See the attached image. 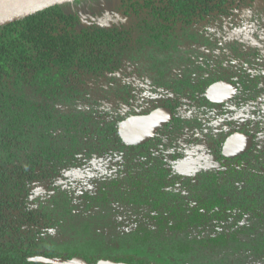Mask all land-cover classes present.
<instances>
[{"label": "trees", "instance_id": "trees-1", "mask_svg": "<svg viewBox=\"0 0 264 264\" xmlns=\"http://www.w3.org/2000/svg\"><path fill=\"white\" fill-rule=\"evenodd\" d=\"M74 2L0 27V264H264V0H116L136 20L128 29L84 25L64 10ZM127 58L149 67L137 75H155L174 113L141 147L117 135L119 121L151 109L139 81L123 84ZM217 80L237 86L230 103L205 100ZM215 118L257 132L253 148L223 158ZM193 126L211 149L187 176L178 142Z\"/></svg>", "mask_w": 264, "mask_h": 264}, {"label": "water", "instance_id": "water-1", "mask_svg": "<svg viewBox=\"0 0 264 264\" xmlns=\"http://www.w3.org/2000/svg\"><path fill=\"white\" fill-rule=\"evenodd\" d=\"M77 0H0V27L33 15L44 9L74 2ZM237 88L227 81L212 83L204 92L207 101L213 104H224L237 95ZM173 116L169 109L158 108L147 115H134L118 124V136L126 147H138L150 141L158 131L169 124ZM241 141L237 147L236 142ZM253 139L244 133H236L228 137L222 146L221 156L233 159L242 156L252 147ZM231 148V149H230ZM29 262L38 264H88L81 257L72 259L45 258L36 256L28 258ZM96 264H126L116 263L111 260H100Z\"/></svg>", "mask_w": 264, "mask_h": 264}, {"label": "flooded vegetation", "instance_id": "flooded-vegetation-1", "mask_svg": "<svg viewBox=\"0 0 264 264\" xmlns=\"http://www.w3.org/2000/svg\"><path fill=\"white\" fill-rule=\"evenodd\" d=\"M147 49H144V51H143V53H144V55H146L147 54ZM157 51L159 52V49L157 48ZM129 52V54H128V56L129 57H132L133 55L135 56L136 54L134 53L135 52V49L133 50V49H131V51H128ZM165 52V54L166 55H169V54H171L172 55V57H174L175 55L177 56L178 55V52L177 51H173V50H165L164 51ZM131 54H133L132 56H131ZM174 58H176V57H174ZM263 61H259L258 63H256V66H257V68H259V66L261 65V63H262ZM128 64V65H126L125 67H123V70L126 72L125 74L123 73V72H121V75L122 74H124V75H127V76H124L125 77V80L124 81H126V82H124L123 84L124 85H128V87L129 88H133L136 84L135 83H137V81H139V83H141L140 84V95H139V97H140V99H139V102H140V100L142 99V100H145V102H143V104H145L146 106L145 107H147L148 105L149 106H151V109H143V111L141 112V113H139V114H136V115H147V114H149V113H151L152 111H154V110H156V109H158V108H166V109H169L170 111H171V113H172V116H173V118H174V113H173V111H172V109L171 108H169V107H167V106H163L162 105V102L160 101V99L158 98V97H161V95H160V93L163 95V92L160 90V89H158L157 87L159 86V83H158V81H157V78L156 77H154L155 75L151 72L150 74H144L143 75V73H144V69H148L149 70V67L148 66H142V67H137L138 66V63H136V61H133V60H130V59H128L127 58V62H125V64ZM177 63L175 62V60L173 59V62H171V64H169V68H173L174 70H172V71H169L168 72V76L170 77V82L171 83H169V88H168V94H169V97L168 98H174L175 97V88H176V83L174 82L175 81V78H176V75H175V73H177V72H179V69L177 68ZM264 67V66H263ZM142 69V71H143V73H142V75H141V77L140 76H138L137 75V73H136V70L137 69ZM193 68V67H192ZM135 71V72H134ZM131 72H133V74H128V73H131ZM121 78V77H120ZM169 81V80H168ZM218 81H227V80H217V81H214L213 83H215V82H218ZM227 82H229V81H227ZM122 83V82H121ZM229 83H231V82H229ZM153 84V85H152ZM212 84V83H211ZM210 84V85H211ZM233 84V83H232ZM118 86H120V84H117ZM210 85H208V86H210ZM102 87H107V86H104V85H101ZM207 86V87H208ZM235 86V85H234ZM137 87H138V84H137ZM207 87H206V89H207ZM236 88H237V86H235ZM83 88V87H82ZM82 88H80V89H82ZM128 88V89H129ZM156 89L154 92H151V89ZM128 89L126 90V92L125 93H128L127 91H128ZM206 89H205V91H206ZM237 90H238V88H237ZM131 91V90H130ZM132 93H131V95L133 96L134 95V91H131ZM238 93V92H237ZM177 95V94H176ZM154 96H157V98H156V101H153V102H151V103H149V101H150V99L152 98V97H154ZM203 96H204V94H203ZM178 97V96H177ZM236 97V96H235ZM234 97V98H235ZM129 98V100H132V98H130V97H128ZM205 98V97H204ZM233 98V99H234ZM159 99V100H158ZM232 99V100H233ZM96 100H97V97H96ZM205 100H206V98H205ZM231 100V101H232ZM99 101V100H98ZM97 101V102H98ZM207 101V100H206ZM231 101H229L228 103H230ZM96 102V103H97ZM209 102V101H208ZM113 103H114V101L113 102H109V103H107L106 105H104V107H103V109L104 110H109V109H111V107H114L113 106ZM118 103V102H117ZM210 103V102H209ZM228 103H224V104H213V103H211V104H213V105H218V106H221V105H225V104H228ZM93 104V109H94V102L92 103ZM103 105V104H102ZM102 105H101V107H102ZM94 111V110H93ZM101 111H102V109L101 108H99L98 110H96L95 112H93V117L94 118H97V117H100L99 116V113H101ZM198 115H199V113L196 111V113L194 112V111H192L191 113L190 112H188L187 113V119L190 121V122H194L193 121V118L194 117H198ZM130 116H134V115H130ZM130 116H128V117H130ZM128 117H126V118H128ZM126 118H124L123 120H125ZM173 118H172V120H171V122L173 121ZM123 120H121V121H119V123L120 122H122ZM215 120L217 121V122H215L216 124L215 125H218L216 128H215V126H213V134H214V136H220V135H222V133H224V135H225V137L223 138V139H220L219 138V136L218 137H216L217 138V141H218V143H220V149H219V151H220V154H221V151H222V146L224 145V143H225V141H226V139L228 138V137H230V136H232V135H234V134H236V133H244V134H247V135H249V136H251L252 137V139H253V144H254V137H256V135H257V132H253L252 131V133L251 134H249V133H247V132H245V131H238V130H236L235 128H232V127H229V126H224V130H222V129H218V127H219V125H220V123L222 122L221 120H219V119H217V118H215ZM226 121H228L229 122V120H226ZM170 122V123H171ZM118 123V124H119ZM169 123V124H170ZM223 123V122H222ZM169 124H167L166 126H168ZM226 125V124H225ZM166 126H164V127H162L159 131H158V133L163 129V128H165ZM117 127H118V125H117ZM187 127H189V126H187ZM186 127V131L184 132V133H182L181 135H180V139H179V150L182 152V151H187V148H188V142H190V141H198L199 140V142L201 143V145L203 144L204 145V147L206 146V148H205V150H204V152H203V154L205 155V159H204V165L201 167V169L200 170H197V171H201L202 169H206V167L208 166V164L206 163V160H207V153L210 151V149H211V145H210V140H209V136H208V138L206 137L207 136V133H202V132H200L196 127H191V128H187ZM229 129V130H228ZM232 129H233V132H230V130L232 131ZM224 131V132H223ZM157 133V134H158ZM156 134V135H157ZM156 135H155V137H156ZM206 135V136H205ZM154 138V137H153ZM152 138V139H153ZM151 139V140H152ZM150 140V141H151ZM150 141H148L147 143H145V144H143V145H141V146H144V145H146V144H148ZM253 144H252V147H251V149L253 148ZM125 146V145H124ZM141 146H138V147H141ZM250 149V150H251ZM249 150V151H250ZM249 151H246V153L245 154H247ZM245 154H243V155H245ZM242 155V156H243ZM242 156H238V157H235V158H233V159H228V160H234V159H238V158H240V157H242ZM183 158V157H182ZM182 158H181V160H182ZM184 159V158H183ZM180 160V161H181ZM204 167V168H203ZM196 171V172H197ZM123 217H125V216H123ZM113 225H116V224H113ZM82 258V257H81ZM100 261V260H99ZM252 264H255L254 262L252 263Z\"/></svg>", "mask_w": 264, "mask_h": 264}, {"label": "rangeland", "instance_id": "rangeland-1", "mask_svg": "<svg viewBox=\"0 0 264 264\" xmlns=\"http://www.w3.org/2000/svg\"><path fill=\"white\" fill-rule=\"evenodd\" d=\"M116 3V0H77V2L65 6L64 10L76 14L80 22L84 25H95L98 28L105 29L130 28L132 26L131 21L136 22V20H124L117 12ZM257 10L256 8V11ZM156 98L157 96L152 97L149 103L156 101ZM230 132H233V129L232 131L230 130ZM206 137L208 138V135ZM205 148L206 146L204 147L203 144L201 145L199 140L188 142L187 151H183L184 159L182 158L177 169L187 176L193 171L200 170L205 162V155L203 154ZM127 224L125 226H127Z\"/></svg>", "mask_w": 264, "mask_h": 264}, {"label": "bare ground", "instance_id": "bare-ground-1", "mask_svg": "<svg viewBox=\"0 0 264 264\" xmlns=\"http://www.w3.org/2000/svg\"><path fill=\"white\" fill-rule=\"evenodd\" d=\"M241 141H238V142H236L233 146H235L236 144H237V147L239 146V145H241ZM231 149V148H230Z\"/></svg>", "mask_w": 264, "mask_h": 264}]
</instances>
